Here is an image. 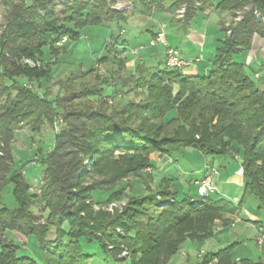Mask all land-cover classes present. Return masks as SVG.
I'll list each match as a JSON object with an SVG mask.
<instances>
[{
	"label": "trees",
	"instance_id": "obj_1",
	"mask_svg": "<svg viewBox=\"0 0 264 264\" xmlns=\"http://www.w3.org/2000/svg\"><path fill=\"white\" fill-rule=\"evenodd\" d=\"M207 3L196 6L195 0H181L183 21L205 11ZM2 4L6 12L0 32V264H34L17 255L19 247L4 237L7 230L34 237L43 264H86L92 255L83 252L80 240L96 243L112 262L124 249L132 256L130 264H169L185 241L212 238L214 223L238 215L246 196L264 207V85L252 81L234 59L249 50L253 36L264 38V20L255 16L256 12L264 19V0H219L215 5L217 11L240 20L225 29L229 34L216 49L207 75H183L165 64L150 73L139 70L136 80L134 75L118 79L115 71L100 77L91 70L68 77L88 79L78 91L53 100L49 91L39 96L18 82L21 77L45 81L51 72L48 65L28 68L22 60L42 64L43 47L57 56L83 27L124 21V15L101 0ZM59 6L62 12L57 16ZM64 38V45L57 46ZM130 83L135 88L122 89ZM130 93L133 97L128 99ZM169 111H175V117L165 121ZM133 113L144 117L138 121ZM55 123L54 146L42 162L40 195H35L13 168V134L23 126L39 133ZM186 148L212 158H240L243 195L237 204L211 195L178 200L165 177L153 187V176L144 173L154 167L150 156H171ZM128 178L142 186L141 194L135 195L133 188L128 194L120 186ZM8 184L13 208L3 202ZM95 192L106 193L98 198H103L102 205L124 198L127 207L113 216L94 212ZM195 201L198 205L193 207ZM161 202L165 204L159 207ZM233 251L231 245L209 252L200 264H263L246 259L237 263Z\"/></svg>",
	"mask_w": 264,
	"mask_h": 264
},
{
	"label": "rangeland",
	"instance_id": "obj_2",
	"mask_svg": "<svg viewBox=\"0 0 264 264\" xmlns=\"http://www.w3.org/2000/svg\"><path fill=\"white\" fill-rule=\"evenodd\" d=\"M101 1L105 3L109 10L118 12L122 15L133 10L131 3L128 0ZM56 11L57 16H60L62 12V7H57ZM178 11L176 13L177 18H179ZM5 12L6 8L1 3L0 32L2 30L3 25L5 24ZM163 16L164 13L160 12L155 14L153 17L154 20H161ZM236 17H238V15ZM231 20L232 21L229 23V26L238 21L237 18H232V16ZM197 23L198 25H200L199 27L203 29V22H201V20H197ZM177 26L178 24L171 25V20L166 22L164 28L166 34V42L168 46L173 49H175L176 47L179 48V51L177 49L176 50L180 52L179 54L182 59L192 62L194 61V58H192V56L191 58L187 59L181 54L183 49H180V43L181 40H184V38H182L184 36V33L183 31H181L183 35L181 34V36H179L180 38H176V29H174L173 27ZM224 33L225 32H221L222 36H224ZM126 39L129 41L127 35L124 36V21H111L103 25H88L79 30V37L76 40L68 39L66 44H63L64 50L57 56H55L51 52L50 47H43L41 50L42 55L40 57L41 61L43 62L42 64L41 62H38L33 59H23L30 60L31 62H33V65H36L33 67V65H30L31 63L29 65L25 64V66H27L28 68L39 69L41 68V66H46L47 64L51 72L45 81L32 80L31 82H29L25 78L21 77L18 79V82L20 85L26 84L30 86L32 89L35 90V92L39 96H42L46 92V90L49 91V99L53 100L58 95L61 96L71 91H78L80 87H82V85H85L88 78L68 79V77L80 73L86 74L87 72L94 70L95 75H98L100 77H107L109 75V72L112 70L117 72L118 79H124V69L127 70L129 68V71L127 72L130 73L131 71H136L139 66V61H137V54L134 53V49L137 48V45L130 39L129 50L124 51V40ZM248 54L249 52H242L240 59L242 61L241 64H243L244 70L246 71V74L249 76V78L256 84H260L262 81H264V71L260 70L258 63H256L252 58H249ZM120 67L122 69L121 71L119 70ZM197 67L200 71H204L202 65H197ZM205 70V73L201 72L199 74H209L210 67H207ZM190 73L191 72L189 69L184 68L182 70L183 75H189ZM255 73L259 74V79L255 78ZM136 79L139 78L136 76L135 80ZM134 85L135 84L130 83L128 84V86H126L125 89L127 90L128 87V89L133 88ZM120 86L121 85H119L118 83V85H116V88L121 91ZM126 97L128 99L132 98L133 94L130 93L129 95H126ZM126 99H124V97H120L121 101ZM104 100L106 103L109 102L108 99ZM133 114L135 115V119L138 121L143 119L144 117L140 116L138 113ZM174 117L175 111H169L165 115V121H170ZM57 121L58 123H61L60 119H57ZM55 125L56 123L54 124V128H50L48 125H45L39 133L32 132L31 130L23 126L19 130L15 131L13 134V168L22 173L26 181L31 185L30 191L35 195H40V177L42 172V162L47 156V153L54 146V131L57 130L55 129ZM181 150L182 151L179 155H175L176 162L173 165L169 166L174 170L178 168V170L175 171V175L177 176L176 180H174L173 182L170 181L173 190L177 192V198H179L178 200H181L185 195H189L190 197L198 196L196 188L189 186V184L185 181V178H198L200 176L198 170L200 172L206 173L210 170V167L213 166V169L218 170L217 173L221 175V179L217 180L216 171L210 170V173L207 175V177H211V180L213 182L214 180H216V184L218 186V188H216V193L211 194V197L231 200L234 204H237L240 201L243 195V189L238 185L236 186V184H232V179H235L237 177V174L235 173L240 172L239 170H242L240 158H238L237 156H234V158L230 156H226L223 158H212L209 156H203L200 152L195 149L186 148ZM221 162L224 163V166L220 168L219 166ZM151 163L152 165L155 164L153 160H151ZM179 167H184L186 170L191 169L192 173L184 175V173L180 170ZM151 172L152 168H146L144 170V173L146 174H151ZM159 181L160 178H158L155 183L157 184L159 183ZM90 182L91 180L88 179L85 184L87 185ZM227 182H230V184ZM155 183L152 184L153 187H155ZM120 186L126 187V193L128 194L131 193L132 188L135 195H139L142 193V186L137 182V180H134L132 178L124 180ZM225 193L228 195H225ZM104 195L106 196V193H94L93 196L96 198V200H94L96 205L94 204L92 206L94 212L102 211L113 216L117 213H121L127 207V199L124 198H121L117 201H113L107 205H102L104 203V200H102L103 198L101 199L102 201H99L98 198L101 196L105 197ZM2 196L3 202L6 207L13 208L15 206L12 197V185L8 184L3 189ZM164 204L165 203L162 202L159 203V207ZM195 205L197 206L198 202L195 203ZM195 205L193 204V207H195ZM32 211L33 213H36L38 217L42 216V212L39 211V209H34ZM239 215L243 220H261L264 224V207H259L257 202L254 201L253 197L251 196H246L244 198ZM225 218L228 219L227 221H229L234 217L225 216ZM218 222L226 224V222H223L221 220L216 221L213 227L214 230L218 226ZM237 230L238 229L234 228L228 229V231L219 234H214L212 238L204 240L202 242L187 240L182 244L180 250L176 253V255L170 259V262L171 264H200L202 261V257L207 253L217 252L218 250L231 245H233V250L237 252L236 255L241 254L236 246V239H234ZM257 230V228L251 227L246 232L242 233V237L239 238L242 242L249 246L250 250L257 249V244L254 240V234L257 232ZM117 232L121 234L119 230H117ZM260 235H264V231L263 233H260L259 236ZM4 237L8 240H11L16 246L19 247L17 252L18 256L26 257L30 259L34 264H43V253L38 248L34 237L21 235L12 230H7L5 232ZM80 245L84 253L92 255V258H90L86 264L113 263L106 255L101 253L96 243L88 244L87 242H85V240H80ZM111 247L112 246L107 245V249H111ZM182 251L186 253V256L183 257L181 255ZM201 251V257L198 258L197 255ZM114 256L115 257L113 259L120 264H130L129 259L132 258L131 254L124 249H122L119 254H115ZM170 262L168 263L170 264Z\"/></svg>",
	"mask_w": 264,
	"mask_h": 264
},
{
	"label": "crops",
	"instance_id": "obj_3",
	"mask_svg": "<svg viewBox=\"0 0 264 264\" xmlns=\"http://www.w3.org/2000/svg\"><path fill=\"white\" fill-rule=\"evenodd\" d=\"M128 1H130L133 10L129 11L128 13H124V36L127 35L129 41L131 39V41L137 45V48L134 49V53L137 54V61H139V66L141 65L140 67L142 68L138 66L136 71H131L130 73L127 72L129 71V68L127 70L124 69V79L130 75L138 77L140 74L139 70L150 73L164 67L166 47L162 44L159 45V43H155L154 39L156 33L159 31V28L162 26L165 28L166 22L169 20H171V25L178 24L177 27H173L176 29V38H180L179 36L182 34L181 31L184 33V36L182 37L184 40H181L180 43V49H183L181 54L187 59L191 58V56L194 58V61H192L191 64L186 67V69H189L191 72L189 75H197L201 72L205 73V69L207 67H211V62L215 57L216 49L221 45V42L224 41L225 37L227 36L225 29L232 21L231 15L229 13L219 12L215 9V5L219 2V0H208V8L202 13L197 14L194 19H191L188 22H184L183 19H179L176 16L177 11L181 8H184V6H181L180 4L181 0ZM160 12L164 13V16L161 18V20H154L153 16ZM197 20H201V22H203V29L199 27L200 25H198ZM221 32H225L224 36H222ZM129 41L127 39L124 40V51L129 50ZM175 49L179 51V48L176 47ZM197 52L199 56L197 55ZM245 52H249L248 57L252 58L256 63H258L260 70L264 71V38L257 35L253 36L251 46L249 50ZM241 54L234 57V59L240 63H242L240 60ZM197 65H202L204 71H200ZM119 70H122L121 67ZM110 72L113 71L111 70ZM255 78L259 79V74H255ZM261 83L264 85V81ZM122 89L125 90V88ZM107 91L109 92V90ZM181 151L182 150H179L178 152L173 153L171 156L162 157L158 156L157 154L150 156V160H153L155 163L151 172L154 183L158 178L161 179L162 177L169 179L171 182L176 180L177 176L175 175V171H177L178 168L174 170L169 166L176 162L175 155H179ZM223 162L220 163V168L224 166ZM212 167L213 166L210 167V170H215L217 174L216 179L220 180L221 175L217 173L218 170L213 169ZM179 168L184 173V175L192 173L191 169L186 170L184 167ZM210 170H206V173L200 172L198 170V173H200L198 178L192 179L189 176L190 178H185V181L189 184V186L196 188L194 183L206 177L210 173ZM239 171L240 172L235 173L237 174V177L232 179V184H236V186L238 185L243 189L242 170ZM227 183L230 184V182ZM214 185L216 188H218L216 180H214ZM225 195L228 194L225 193ZM254 201L256 200L254 199ZM217 224L218 226L215 228L214 234L226 232L231 228L238 229V233L236 232L234 239H236L235 243L241 254L236 255L237 252L235 250L233 251L234 258L237 263L243 259H246L252 262H262L264 264V240L261 245L257 243L259 234L263 233L264 231V224L261 220H243L238 214L234 216L233 219L227 221L226 224L220 222ZM251 227L258 229L254 234V240L257 244L256 250H250L249 246L239 239L242 237V233L246 232ZM201 253L202 251L198 253V258L201 257ZM181 255L184 257L186 256V253L182 251ZM112 264L120 263L113 262Z\"/></svg>",
	"mask_w": 264,
	"mask_h": 264
},
{
	"label": "built area",
	"instance_id": "obj_4",
	"mask_svg": "<svg viewBox=\"0 0 264 264\" xmlns=\"http://www.w3.org/2000/svg\"><path fill=\"white\" fill-rule=\"evenodd\" d=\"M2 1L4 0H0V5L2 3ZM203 0H195V5H199L201 4ZM27 2V1H25ZM184 12H185V9L184 8H181L179 11H178V14H179V18H183L184 16ZM255 16L256 18L258 19H261L262 21L264 20L263 18H260V15L258 13L255 12ZM237 20L239 21L240 20V16L236 17ZM237 21V22H238ZM227 34H229V32H226ZM65 42V38L62 39L58 45H61ZM154 42L155 43H159V44H162L166 47V50H165V60H164V64L165 66L168 68V69H173V70H183L184 68L188 67L191 62L187 61V60H184L181 58L179 52L176 50V49H173L171 47L168 46L167 42H166V34H165V31H164V27L162 26L159 31L156 33L155 35V39H154ZM31 63V64H30ZM23 64L25 65H33V62H31L30 60H23ZM36 66L35 64L33 65V67ZM39 66V65H38ZM57 129V128H55ZM195 187H196V192H197V197L199 198H204V197H207L213 193L216 192V187L214 185V182L211 180V177H204L202 178L201 180L199 181H196L195 183ZM198 201H195L194 202V205L195 203H197ZM264 240V235H260L258 238H257V243L259 245L262 244Z\"/></svg>",
	"mask_w": 264,
	"mask_h": 264
}]
</instances>
